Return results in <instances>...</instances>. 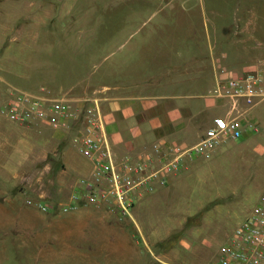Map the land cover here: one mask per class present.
I'll use <instances>...</instances> for the list:
<instances>
[{"label": "rangeland", "instance_id": "374dc122", "mask_svg": "<svg viewBox=\"0 0 264 264\" xmlns=\"http://www.w3.org/2000/svg\"><path fill=\"white\" fill-rule=\"evenodd\" d=\"M257 1L263 6L264 0H0L1 97L12 88L90 99L84 97L118 77L161 76L163 60L178 52L205 55L209 41L217 75L222 67L264 68L251 36L258 35L264 9H242ZM258 110L264 116V107ZM207 117L201 116L200 133L210 125ZM0 119L10 124L9 163L19 166L0 181V264H204L264 194L262 117L257 130L227 139L210 157H184L132 209L143 208L140 229L133 228L141 250L119 248L126 237L99 234L104 220L89 215L102 205L61 210L84 175L71 172L61 156L72 135L52 143L55 129L45 123ZM39 201L53 208L43 210Z\"/></svg>", "mask_w": 264, "mask_h": 264}, {"label": "built area", "instance_id": "2783aa9c", "mask_svg": "<svg viewBox=\"0 0 264 264\" xmlns=\"http://www.w3.org/2000/svg\"><path fill=\"white\" fill-rule=\"evenodd\" d=\"M210 94L226 105L224 114L212 117L203 135L191 144L155 140L149 149L135 155L116 156L104 131L103 113L95 98L77 102L28 91L8 88L2 99L0 116L17 122H42L53 129L68 130L73 121L78 127L72 135L79 152L88 159V171L77 179L62 211L79 205H105L119 216L147 193L165 184L186 156L208 158L227 138L237 139L246 129H258L257 121L245 119L248 110L264 100V68L252 67L242 72L220 69ZM43 209L51 204L38 202ZM204 264H264V194L250 207Z\"/></svg>", "mask_w": 264, "mask_h": 264}, {"label": "crops", "instance_id": "0c3cea01", "mask_svg": "<svg viewBox=\"0 0 264 264\" xmlns=\"http://www.w3.org/2000/svg\"><path fill=\"white\" fill-rule=\"evenodd\" d=\"M242 9H264V4L259 6V1H257L247 8L242 7ZM259 13L264 14L261 10H259ZM253 20L254 18L249 22L252 23ZM257 30L258 35L251 34V36L261 46L260 52L264 54V18L258 25ZM209 47V52L207 51L208 53L206 52L205 55H201L200 51L197 54L194 53L188 59L185 58V54L180 55L178 52L177 58L164 59L163 63L166 64L163 67V74L159 77L153 75H146L143 78L118 77L113 84H105L97 92L84 97L95 98L99 102L103 113L105 136L116 156L125 153L135 155L141 149H149L151 144L159 139L166 142L191 144L203 135L204 131L201 133L199 131L203 125L201 122L202 114L208 116L207 121L210 124L212 117L217 115L213 112L214 108L223 105L221 100L210 94L217 73L212 68V60L215 61V57L213 56L211 41H209ZM185 63L192 64V66L190 68L185 67ZM65 99L77 102L82 97H66ZM223 106L219 114H224L226 108ZM262 107H264V103L259 102L256 104L248 110L245 119L255 120L258 124V120L261 121L262 117L264 118L258 112V109ZM77 127L78 123L73 121V125L68 130L55 129L51 133V142H59L58 140L65 137L66 134L73 135ZM9 128L10 124H4L3 120L0 119V159L2 161L6 159L5 163L0 161V181L5 178L8 179L10 173L17 174L19 171V166L16 163L13 165L9 163ZM248 130L246 129L245 132ZM72 142L68 147L62 149L61 156L69 161L71 172L78 171L79 174H85L90 167V162L81 153V155L75 153ZM76 155L79 156L77 160ZM148 196L143 197L139 202L149 198ZM95 207L99 209L98 213H90L89 215L100 214L99 216L104 220L102 229L106 230L98 231V233L111 237L125 236V242L120 240L115 246L134 249L138 253L141 250V245L133 228L136 226L140 229L139 213L143 208L138 207L132 212V209L135 208L134 205L127 217L117 214L116 217H113L114 212L107 206ZM89 209L91 207H88L85 211ZM114 218L118 220L117 224ZM143 232L144 230L139 231L140 236L145 233Z\"/></svg>", "mask_w": 264, "mask_h": 264}]
</instances>
